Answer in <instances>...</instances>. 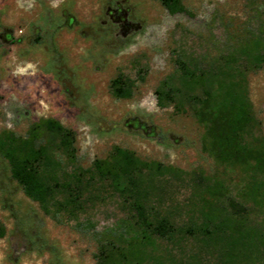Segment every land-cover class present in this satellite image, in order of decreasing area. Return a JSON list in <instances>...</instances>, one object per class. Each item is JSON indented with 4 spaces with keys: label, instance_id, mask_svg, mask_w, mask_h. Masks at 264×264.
I'll return each instance as SVG.
<instances>
[{
    "label": "rangeland",
    "instance_id": "rangeland-1",
    "mask_svg": "<svg viewBox=\"0 0 264 264\" xmlns=\"http://www.w3.org/2000/svg\"><path fill=\"white\" fill-rule=\"evenodd\" d=\"M182 2L188 13L172 15L157 0H0V134L25 136L33 123L55 118L76 132L85 168L120 146L179 169L155 179L151 202L180 226L199 216L200 177L221 181L240 200L251 178L220 165L192 113L159 107L156 90L167 79L178 82L179 55L220 57L249 36H264V0ZM120 74L135 82L131 98L113 94ZM248 83L259 122L250 141L264 138V67L249 73ZM92 196L77 218L47 215L0 155V264H102L95 233L117 245L131 215L108 186ZM247 207L250 225L264 232V202ZM205 248L190 236L158 240L145 264L188 263L194 254L199 264H221L215 249Z\"/></svg>",
    "mask_w": 264,
    "mask_h": 264
},
{
    "label": "trees",
    "instance_id": "trees-1",
    "mask_svg": "<svg viewBox=\"0 0 264 264\" xmlns=\"http://www.w3.org/2000/svg\"><path fill=\"white\" fill-rule=\"evenodd\" d=\"M170 14L188 13L182 0H157ZM179 76L165 80L156 90L158 105H175L191 112L204 128L205 149L220 164L251 178L239 198L224 183L206 177L202 208L189 225H178L171 215L157 211L151 202L153 183L180 170L147 161L134 151L115 146L106 159L82 166L76 132L55 118L33 123L25 136L13 131L0 134V155L8 162L12 178L45 214L77 218L97 186L110 187L127 207L131 222L122 230L117 245L95 233L102 264H145V253L158 240L198 239L214 248L221 264H260L264 258V232L250 225L247 205L264 202V138L251 135L259 122L250 98L248 75L264 67V36H249L244 43L220 57L176 59ZM135 82L120 74L112 82L116 98L134 94ZM1 98V96H0ZM1 118V110H0ZM207 180V181H206ZM82 225V224H80ZM5 228L0 225V238ZM201 251L204 250L201 248ZM163 264H199L198 254L188 263L165 260Z\"/></svg>",
    "mask_w": 264,
    "mask_h": 264
}]
</instances>
